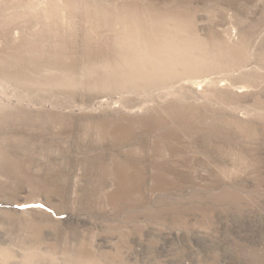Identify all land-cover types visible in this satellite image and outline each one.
<instances>
[{
  "label": "rangeland",
  "instance_id": "374dc122",
  "mask_svg": "<svg viewBox=\"0 0 264 264\" xmlns=\"http://www.w3.org/2000/svg\"><path fill=\"white\" fill-rule=\"evenodd\" d=\"M0 264H264V0H0Z\"/></svg>",
  "mask_w": 264,
  "mask_h": 264
},
{
  "label": "snow or ice",
  "instance_id": "6c2138e0",
  "mask_svg": "<svg viewBox=\"0 0 264 264\" xmlns=\"http://www.w3.org/2000/svg\"><path fill=\"white\" fill-rule=\"evenodd\" d=\"M25 206H28V205H25ZM32 207H39V208H43L44 205L40 204V205H31Z\"/></svg>",
  "mask_w": 264,
  "mask_h": 264
}]
</instances>
